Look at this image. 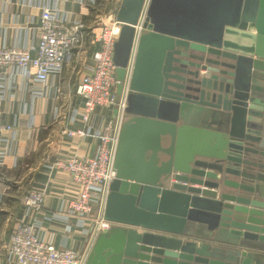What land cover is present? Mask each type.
<instances>
[{
	"label": "water",
	"instance_id": "obj_1",
	"mask_svg": "<svg viewBox=\"0 0 264 264\" xmlns=\"http://www.w3.org/2000/svg\"><path fill=\"white\" fill-rule=\"evenodd\" d=\"M144 0H121L117 93ZM87 264H264V0H150ZM231 189V190H228Z\"/></svg>",
	"mask_w": 264,
	"mask_h": 264
},
{
	"label": "built area",
	"instance_id": "obj_2",
	"mask_svg": "<svg viewBox=\"0 0 264 264\" xmlns=\"http://www.w3.org/2000/svg\"><path fill=\"white\" fill-rule=\"evenodd\" d=\"M149 1L144 0L134 26L136 32L118 102L115 96L118 80L114 46L122 22L117 20L115 9L104 13L99 0H21L22 5L37 8L39 15L31 17L25 24H19L23 38L8 43L7 31L0 34V166L11 155L21 129L20 121L10 122L7 119V110L2 103L8 100L16 102L19 114L30 115L27 125L31 128L34 99L47 94L55 100L53 118H60L63 116L60 100L68 94L54 84V79L67 66L73 71L85 68L88 55L92 64L75 89L84 99V108L80 111L71 108L67 114L69 122L79 119L83 126L66 125L61 133L64 138L77 144L88 137L97 138L99 142L95 155L75 152L68 159L58 160L53 165L65 170L78 188L75 197L61 201L59 210L50 215L44 212L45 188H28L24 191L22 202L25 212L6 235L9 264H87L97 234L115 225V222L104 218V208L109 185L116 177L114 160L127 106L128 77L139 37L144 32ZM69 2L88 7L92 21L89 23L77 18L74 12L66 8ZM9 3L11 0H0V9L6 11ZM12 23L17 25L16 16ZM25 93L30 95V103L23 98ZM96 107L113 113V117L106 119L99 127L90 122ZM18 162L19 158L14 157V165ZM96 212L98 215L91 229L86 228V223ZM71 217L76 218L77 225L85 233L90 232L92 241L82 250L67 245L57 246L52 237L48 238L44 233L47 223L52 220L65 222V229L70 230L68 222Z\"/></svg>",
	"mask_w": 264,
	"mask_h": 264
},
{
	"label": "crops",
	"instance_id": "obj_3",
	"mask_svg": "<svg viewBox=\"0 0 264 264\" xmlns=\"http://www.w3.org/2000/svg\"><path fill=\"white\" fill-rule=\"evenodd\" d=\"M117 1L121 2V0ZM120 2H116V5L114 3L116 12ZM65 6L74 12L77 18L89 23L92 21V14L90 15L88 7L71 2ZM38 15L39 10L37 8L24 6L21 4V0H11L6 11L0 9V34L7 31L6 41L8 43L16 38H23V32L18 27L25 24L31 17L36 18ZM14 16H16L17 25L12 23ZM94 47L96 46L94 45ZM91 64L92 60L88 55L85 68L73 71L67 66L54 79V84L59 85L63 92L70 96L69 98L67 95L69 99L67 97L61 98L63 116L58 119L53 118L52 114L55 100L47 94L34 99L33 126L31 128L27 125L30 115L28 113L19 114L16 102L8 100L2 103L4 109L7 110V119L10 122L20 121L21 129L19 130V139L13 145L11 155L7 157L4 165L0 166V264H9L6 235L20 221L25 212L22 202L24 190L45 188L43 209L48 215L52 214L59 210L63 199L75 197L78 192L77 185L71 180L68 173L60 167L53 166L55 162L66 160L75 152L89 156H93L97 152L99 143L97 138L88 137L77 144L64 138L61 133L66 125L71 127L83 126V122L79 119L69 122L67 114L69 115L68 112L71 108H78L79 111L84 108V99L76 93L75 89L79 79L85 72L89 71ZM22 96L30 103L29 94L25 93ZM111 117H113V113L110 110L96 107L90 122L99 127ZM126 118L125 115L124 121ZM14 157L19 158L17 165H14ZM96 215H98L97 212L88 220L85 225L86 228L91 229ZM68 224L71 225L70 230L65 229V222L52 220L47 223L44 233L48 238L52 237L51 239L57 246L67 245L82 250L92 241L90 232L85 233L84 229L77 225L75 217H71ZM51 231L54 232L52 236Z\"/></svg>",
	"mask_w": 264,
	"mask_h": 264
},
{
	"label": "rangeland",
	"instance_id": "obj_4",
	"mask_svg": "<svg viewBox=\"0 0 264 264\" xmlns=\"http://www.w3.org/2000/svg\"><path fill=\"white\" fill-rule=\"evenodd\" d=\"M100 2H101V6H102V8H103V10H104V13H106V12H109V11H111V10H113L114 9V3H115V5H116V2H120V1H117V0H110L109 2H107V0H99ZM116 11V10H115ZM116 100H117V102L120 100V98H121V96H120V94H118V93H116ZM26 190V189H25ZM24 190V191H25Z\"/></svg>",
	"mask_w": 264,
	"mask_h": 264
}]
</instances>
